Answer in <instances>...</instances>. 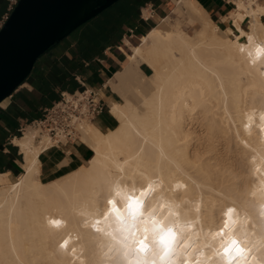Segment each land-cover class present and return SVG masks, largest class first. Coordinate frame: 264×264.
<instances>
[{
	"label": "bare ground",
	"instance_id": "6f19581e",
	"mask_svg": "<svg viewBox=\"0 0 264 264\" xmlns=\"http://www.w3.org/2000/svg\"><path fill=\"white\" fill-rule=\"evenodd\" d=\"M171 1L199 28L191 35L159 19L137 45L125 40L131 54L112 84L128 91L108 106L118 126H79L78 144L93 152L87 162L44 182L40 156L53 142H37L31 129L14 138L23 173L12 182L0 172V264H128L108 235L117 230L113 217L105 218L108 201L123 207L125 196L149 185L145 218L150 212L184 232L177 264H222L214 234L229 208L248 264H264V55L256 54L264 49V3L236 2L223 18L233 30L194 0ZM247 19L249 30L242 27Z\"/></svg>",
	"mask_w": 264,
	"mask_h": 264
},
{
	"label": "crops",
	"instance_id": "0c3cea01",
	"mask_svg": "<svg viewBox=\"0 0 264 264\" xmlns=\"http://www.w3.org/2000/svg\"><path fill=\"white\" fill-rule=\"evenodd\" d=\"M10 2L0 0V21L8 13ZM194 2L221 28L235 30L231 18L223 20L234 10L231 4L223 0ZM172 5L175 6L171 0H121L44 54L27 80L8 98L6 106L0 108V172L6 173L10 180L23 173L22 155L13 140L20 135V129L39 119L45 109L58 102L62 92L82 91L84 87L101 91L106 97L102 99L107 110L93 123L104 131L115 129L118 122L109 114L108 106L110 101H120V96L108 84L123 69L129 55L125 40L129 39L132 44L141 40L159 19L166 20L169 27L171 19L162 16ZM144 11H148V18L143 16ZM171 13L178 17L176 28L181 23L176 6ZM262 21L264 25V16ZM249 22L247 19L242 23L245 30L250 29ZM143 66L147 75L148 67ZM92 156L93 152L82 144L51 148L40 156L41 179L50 182L62 178Z\"/></svg>",
	"mask_w": 264,
	"mask_h": 264
},
{
	"label": "water",
	"instance_id": "95a60500",
	"mask_svg": "<svg viewBox=\"0 0 264 264\" xmlns=\"http://www.w3.org/2000/svg\"><path fill=\"white\" fill-rule=\"evenodd\" d=\"M20 0L0 31V104L27 80L37 61L121 0Z\"/></svg>",
	"mask_w": 264,
	"mask_h": 264
},
{
	"label": "snow or ice",
	"instance_id": "6c2138e0",
	"mask_svg": "<svg viewBox=\"0 0 264 264\" xmlns=\"http://www.w3.org/2000/svg\"><path fill=\"white\" fill-rule=\"evenodd\" d=\"M256 54L264 55V49H257ZM150 189L151 185L139 196L131 194L125 196L123 207L118 206L116 199L108 201L110 207L105 213V218L111 215L117 225L116 233L110 232L108 235L120 246L117 251L128 264H177L178 249L181 246L178 230L157 220L150 212L145 218L143 197ZM115 194L120 196L119 191ZM233 211L231 208L228 209L223 227L214 234L221 237L216 255L222 264H248L249 250L232 235L235 223L232 220ZM52 223L58 225L60 222ZM96 223L99 224V221ZM96 230L101 231L99 228ZM138 232L140 235H137ZM183 264L189 262L185 260ZM195 264H200V261L197 260Z\"/></svg>",
	"mask_w": 264,
	"mask_h": 264
},
{
	"label": "built area",
	"instance_id": "2783aa9c",
	"mask_svg": "<svg viewBox=\"0 0 264 264\" xmlns=\"http://www.w3.org/2000/svg\"><path fill=\"white\" fill-rule=\"evenodd\" d=\"M19 1L11 0L8 13L0 21V31ZM223 1L235 6L238 1L247 2L249 0ZM130 33L133 34V31L131 30ZM99 92V90L89 87H84L82 91L73 93L62 92L58 102L45 109L39 119L31 121L25 128L20 129L19 134L22 136L27 129H31L36 133V140L40 141L43 137H47L53 142L49 149L59 145L78 144L79 126L87 122H94L107 110Z\"/></svg>",
	"mask_w": 264,
	"mask_h": 264
},
{
	"label": "rangeland",
	"instance_id": "374dc122",
	"mask_svg": "<svg viewBox=\"0 0 264 264\" xmlns=\"http://www.w3.org/2000/svg\"><path fill=\"white\" fill-rule=\"evenodd\" d=\"M260 3H264V0L260 1ZM233 7L235 8V6H233ZM174 9H175V6L172 5L170 11L167 12L166 14H164V15L162 16V18L169 17V18L171 19V21H170V23H169V29H171V28H173V29H179V28H182V29L185 30L187 33L193 35V34H194V31L197 30V29L199 28V26H198L197 24L193 23L191 20H188L186 16H180V17H181V18L179 19V20H181L180 26H177L176 28H174V27L177 25V22H178V20H177V18H178L177 15L174 14V13H171V11H173ZM158 24H159V21H158L156 24L152 25L151 28L156 27V26L158 27ZM151 28H149V30H150ZM149 30H148V31H149ZM146 33H147V32H146ZM139 41H140V40H138V41H136V42H133V44H134V45H137V44L139 43ZM127 53H128V54H131V51H128ZM143 67L146 68L145 65H144ZM152 74H153V72L148 68V70H147V75L150 76V75H152ZM112 82H114L113 79H112V81H111L108 85H109L110 88H111L115 93H117L118 95H121V94L125 93L126 91H128V90H126L127 88L125 87V84H124V88L122 87L123 85H122V86H121V85H118V87H117V86L114 87V84H112ZM110 84H111V85H110ZM120 86H121V87H120ZM129 87H130V86H129ZM113 88H114V89H113ZM131 94H132V93H131ZM90 123H93V122H88V124H90ZM24 133H25V132H24ZM18 137H21V135H19ZM37 142H38V140H37ZM69 145H72V144H67V145H65V146H69ZM65 146H64V145H59V146L54 147V148H61V147H65ZM11 181H12V182H15V181H17V179H12Z\"/></svg>",
	"mask_w": 264,
	"mask_h": 264
}]
</instances>
